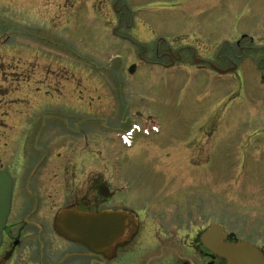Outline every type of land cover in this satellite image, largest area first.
<instances>
[{"label":"rangeland","instance_id":"374dc122","mask_svg":"<svg viewBox=\"0 0 264 264\" xmlns=\"http://www.w3.org/2000/svg\"><path fill=\"white\" fill-rule=\"evenodd\" d=\"M192 1L196 15L210 12L212 30L188 33L211 35V41H121L107 31L104 10L91 0L0 1V105L19 100L41 145L42 130L50 125L76 131L75 121H95L100 173L106 175L109 163L128 164L133 175L141 170L139 189H147L154 161L144 152L127 156L129 146H172L190 133L196 146L208 148L212 222L225 224L227 217L242 215L241 196L249 209L264 201V85L249 76L239 93V78L221 58L238 53L236 12L243 33L264 41V0ZM217 34L224 40L214 41ZM168 48L184 58L174 67L161 57ZM193 52L224 73L196 70ZM239 72L249 75L242 64Z\"/></svg>","mask_w":264,"mask_h":264},{"label":"flooded vegetation","instance_id":"af4514ba","mask_svg":"<svg viewBox=\"0 0 264 264\" xmlns=\"http://www.w3.org/2000/svg\"><path fill=\"white\" fill-rule=\"evenodd\" d=\"M91 4L99 12L104 10L100 15L108 20L107 31L112 30L114 38L121 41L177 42L193 36L211 41V35L189 34L195 29L212 30L210 12L203 9L196 15L199 9L191 10L197 6L192 0H91ZM241 17L236 12L238 53L221 57L239 78V93L249 84V76L254 80L257 76L264 85V41L243 33ZM157 18L161 20L156 22ZM261 32L264 38V28ZM214 37V41L225 38L223 34ZM231 38H237L236 34ZM165 51L161 57L172 67L184 59L180 53L175 56L171 48ZM195 57L193 52L196 70L217 72L216 65ZM240 64L249 75L242 77ZM18 102L12 99L10 104L0 105V171L12 180L10 211L0 232V264L225 263L206 247L210 242L202 241L213 225L211 176L206 167L208 148L196 146L197 138L188 133L175 138L172 146L145 147L144 142L142 147L130 146L127 156L144 152L154 161L147 168V189H139L137 185L142 184L136 174L141 170L133 175L128 164L109 163L106 175L100 173L95 121H75L72 128L76 131L50 125L51 129L42 130L41 145L37 144L41 136L32 131ZM76 123H88L86 127L92 130L84 126L82 131ZM20 126L23 130L18 132ZM44 127L41 124L38 128ZM244 199L241 196L239 201L241 216L218 223L223 228V242L245 243L264 255V201L249 209ZM257 206L262 209L257 210ZM64 214L72 218L65 219V225L74 223L76 217L82 219L80 231L91 237L92 243L59 234L56 223ZM97 215L108 219L103 240L99 223H94Z\"/></svg>","mask_w":264,"mask_h":264},{"label":"water","instance_id":"95a60500","mask_svg":"<svg viewBox=\"0 0 264 264\" xmlns=\"http://www.w3.org/2000/svg\"><path fill=\"white\" fill-rule=\"evenodd\" d=\"M134 70L135 66H131L129 68V73L132 74ZM219 73L223 74L224 72L219 71ZM11 188L12 182L10 177L4 172H0V232L4 227L9 214ZM70 218L71 216L69 214L67 216L64 214L59 217L58 222L56 223V229L59 234L75 241L92 243V238L84 236L80 231V228L84 224V222L81 221L82 219L78 220L76 217L74 223L65 225L64 220ZM94 223H99L101 231L100 239H105L107 235L103 234V232L108 230V219H106L104 215H97L94 218ZM71 228H73V231H71ZM222 239H224V234L222 228L218 225H213L210 230L202 235V241L205 244L210 242L206 247L209 248L214 255L224 259L226 264H264V255L257 248L245 243H224L222 242Z\"/></svg>","mask_w":264,"mask_h":264}]
</instances>
